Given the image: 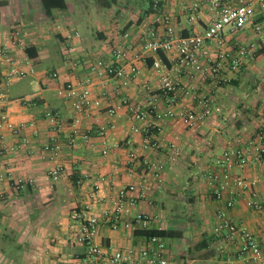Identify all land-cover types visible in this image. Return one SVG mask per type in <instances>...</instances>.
Here are the masks:
<instances>
[{
	"label": "crops",
	"instance_id": "0c3cea01",
	"mask_svg": "<svg viewBox=\"0 0 264 264\" xmlns=\"http://www.w3.org/2000/svg\"><path fill=\"white\" fill-rule=\"evenodd\" d=\"M97 1L67 0L66 12L54 10L49 17L41 0H0V48L18 30L21 44L11 46V52L25 70L33 68L6 91L4 109L12 123L24 124L28 144L18 149L19 140L0 131V145L2 140L15 147L0 161V264H87L72 212L88 207L100 216L129 186L135 187L138 199L123 222L142 214L148 223L131 229L100 224L94 241L103 252L140 251L148 240L137 233L169 230L182 233L181 238H163L170 264H244L250 254L242 250L243 241L226 230L216 232L218 216L225 213L239 231L252 234L264 247V155L251 157L247 167H234L220 198L216 185L225 168L216 163L238 137L242 148L254 155L249 144L264 121V74L253 70L257 59L246 58L228 84L206 73L207 60L200 62L204 73L183 70L178 82L194 92L178 96L171 105L162 94L161 74L153 69L160 55L142 48L150 30L163 31L156 15H143L137 0ZM109 1L112 6L105 8L102 4ZM162 6L183 36L200 32L209 19L205 0H162ZM257 19L264 20L259 10ZM229 38L238 43L261 39L250 26ZM116 48L127 51L125 59L116 60ZM164 56L172 73L175 61ZM99 63L122 66L124 78L98 76L93 69ZM246 66L256 75L252 81L243 80ZM85 79L91 80V100L99 105L80 112L59 90ZM201 94H209L215 103L210 116L190 128L178 114L199 112L194 95ZM132 107H141L142 120L135 118ZM154 142L159 149L150 146ZM50 143L55 144L53 157L43 152ZM159 164L162 170H157ZM56 167L60 177L53 180L50 172ZM210 174L219 180H210ZM238 178L246 186H237ZM211 238L209 247L196 249Z\"/></svg>",
	"mask_w": 264,
	"mask_h": 264
},
{
	"label": "built area",
	"instance_id": "2783aa9c",
	"mask_svg": "<svg viewBox=\"0 0 264 264\" xmlns=\"http://www.w3.org/2000/svg\"><path fill=\"white\" fill-rule=\"evenodd\" d=\"M153 6V13L156 15L155 23L162 26L163 31L153 28L146 35L142 44L144 52L151 54L171 55L175 65L172 71L176 73L173 76L168 69L167 60L163 61L161 57L153 64V69L161 74V89L162 94L168 99V102L173 105L177 103L178 96H191L194 92L193 87H183L178 82V78L183 70H201L200 62L207 60L210 64L206 73L212 75L219 83L228 84L230 80L238 74L242 66V62L249 57L252 53L251 46L239 44L233 41L229 36H235L237 33L242 32L247 26L254 29L257 38H264V20L257 19L258 10L264 16V0H237L236 3H231V0H205L209 7V19L205 22L203 30L198 33L191 32L187 36L182 35V30L174 26L171 18L164 12L162 0H151ZM197 8V5H192ZM191 6V7H192ZM73 35L69 36L71 39ZM75 38H80V34L75 32ZM232 40V41H231ZM9 44H5L0 48V131L10 133L14 138L19 140L18 149L24 148L28 144V138L24 135V124L16 125L12 123L4 109L6 100V91L8 87L16 80L24 79L29 73H33V68L30 67L25 70L22 64L11 52V46H19L20 32L14 30L9 39ZM116 60H123L126 57L127 51L122 48L113 50ZM136 72V69H132ZM93 72L98 76H110L116 79H122L125 76V70L122 66H104L99 63L94 67ZM204 73V72H203ZM57 74H54L55 78ZM231 76H233L231 78ZM126 82L123 83V86ZM59 95L67 100L74 101V108L77 111L83 112L85 109L90 108L94 103L91 100V80L85 79L77 85L68 83L65 84L60 90ZM198 99L200 111L180 112L179 117L187 123V126L194 128L202 123L211 114V107L214 105L215 100L209 94H201L200 96L194 95ZM193 97V98H194ZM132 113L138 120L143 119L144 112L141 107H132ZM113 113V111H111ZM173 116V112L168 113ZM47 116L54 121V115L48 113ZM76 127V126H75ZM260 131L256 134L250 146L255 148L254 155L248 149H243V139L235 138L229 144L227 150L222 155V160L216 164L224 170L220 177V184L216 185V195L220 198L222 192H226L231 183L230 171L234 167L244 168L249 166L250 158L255 157L258 160L264 155V121ZM78 133L77 129L74 134ZM103 134V133H102ZM83 139L86 141L87 136L84 135ZM73 143V139L71 140ZM153 148L159 149L160 145L154 142L150 145ZM172 150H176L174 145L170 146ZM251 150V148H250ZM15 151V147H8L1 140L0 145V161L9 152ZM43 152L49 154L51 157L55 155V144L50 143L44 146ZM106 153V152H104ZM134 158V155H131ZM157 170H162V166H156ZM156 169V168H155ZM61 168L56 167L50 172L53 180L60 177ZM209 179L219 180L218 177L210 174ZM4 179L0 175V181ZM19 184L22 182L19 181ZM33 183L32 180L28 182ZM239 187H244L245 182L238 178L234 182ZM98 189V186L95 187ZM134 186H129L121 190L116 198L111 202L112 208L105 209L100 216L90 213L88 207L74 210L72 212V219L79 223V238L78 242L83 244L86 248V255L83 262L87 264H170L166 258L167 244L163 238L153 237L148 239V246L136 251L134 248L126 250H118L112 254L102 251V249L95 244V236L97 235L100 224H107L112 229L124 227L131 229L135 225L146 226L148 219L142 214H138L132 221L123 222V218L131 213L132 208L136 204L137 197H134ZM232 203H228L227 207H231ZM221 223L216 228V232L226 230L230 236H237L243 241L242 250L250 254L249 260L244 264H264V247L259 241L250 233L239 231L235 224L230 221L225 213L219 214ZM228 235V236H229ZM67 264V263H61Z\"/></svg>",
	"mask_w": 264,
	"mask_h": 264
},
{
	"label": "trees",
	"instance_id": "16d2710c",
	"mask_svg": "<svg viewBox=\"0 0 264 264\" xmlns=\"http://www.w3.org/2000/svg\"><path fill=\"white\" fill-rule=\"evenodd\" d=\"M100 1L101 0H98L97 2H100ZM137 2H139L138 5L140 8L145 9L143 15H148L152 13L153 6H152L151 0H137ZM112 3L113 2L109 1L106 4L104 3L102 5L105 8H110L112 6ZM41 4L45 10L46 15L49 17L52 15V11L54 10L59 11L61 13L66 12L68 10L67 0H41ZM159 55L163 59V61L166 62V58L163 55V53L160 52ZM190 203H193V201ZM137 234L144 237L147 240L153 237H159V238H165V239H174V238L182 237L181 232L169 231V230H144V231H140ZM211 242H213V238L207 239V240L205 239L203 242H201L200 244L196 246V249H205L209 247ZM208 257H210V254H207V256H205V259Z\"/></svg>",
	"mask_w": 264,
	"mask_h": 264
},
{
	"label": "rangeland",
	"instance_id": "374dc122",
	"mask_svg": "<svg viewBox=\"0 0 264 264\" xmlns=\"http://www.w3.org/2000/svg\"><path fill=\"white\" fill-rule=\"evenodd\" d=\"M262 40H264V38L263 39H250V41L247 40V41H243V42H241L239 40V44H242V45H245V46H248V47L249 46L252 47L253 51L249 55V58L257 59L253 70L259 72L258 73L259 76H261V74H264V42ZM251 72H252V70L247 68V66H246V71H244V73H245V78L243 79L244 82H248L249 79L251 80V78H253V76L254 77L256 76V75H252V74H255V73H251ZM242 88L243 87L241 86V89Z\"/></svg>",
	"mask_w": 264,
	"mask_h": 264
}]
</instances>
